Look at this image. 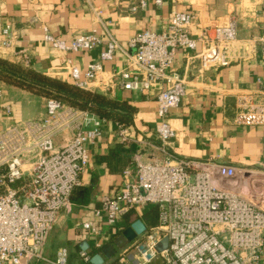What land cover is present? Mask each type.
<instances>
[{"label": "built area", "instance_id": "1", "mask_svg": "<svg viewBox=\"0 0 264 264\" xmlns=\"http://www.w3.org/2000/svg\"><path fill=\"white\" fill-rule=\"evenodd\" d=\"M155 4L160 6L161 0ZM145 5L146 1H141L139 6ZM194 22L193 14L174 11L162 32L146 29L134 35L128 41L133 50L128 64L111 74L119 88L141 94L163 84L156 98L157 115L162 121L157 130L158 150L163 158L143 162L141 155H136L135 172H124L129 180L115 195L101 197L96 214L105 216V226L116 237L128 228L120 226L126 214L139 208L158 209V225L146 227L104 264H153L157 257L161 264H264V209L219 183L231 181L243 171L210 160L178 159L172 153L174 133L166 118L179 106L186 88L184 79L171 73L177 49L195 50L201 45L197 57L203 69L225 66L224 52L238 37L236 23L231 21L213 25L194 38L190 31ZM10 30V26L3 30L6 45H10ZM45 40L65 51H90L102 43L95 31L68 41L50 35ZM256 41L264 57V35ZM118 49L120 45L111 38L103 60L112 59ZM102 70L101 63L91 64L85 78L96 79ZM73 76L77 78L78 73L73 71ZM236 108V124L264 126V102L241 94L236 96ZM46 112L44 120L24 121L0 132V264L43 259L52 227L62 210L71 209L73 191L80 186V176L89 165L88 146L102 136L106 121L54 99L47 100ZM5 113L11 117L9 107ZM67 130L70 137L64 135ZM119 131L122 141L127 142V129L122 126ZM57 135L61 136L59 145L55 142ZM250 174L256 175L264 187V158L258 170ZM82 227L93 239L94 251L81 252L82 259L90 264L91 257L113 244L114 239L103 238L104 230L96 223H84ZM164 237H168V247L159 253L156 245ZM129 250L135 252L134 256L128 255ZM68 255V249L61 247L51 263L68 264Z\"/></svg>", "mask_w": 264, "mask_h": 264}, {"label": "crops", "instance_id": "2", "mask_svg": "<svg viewBox=\"0 0 264 264\" xmlns=\"http://www.w3.org/2000/svg\"><path fill=\"white\" fill-rule=\"evenodd\" d=\"M146 1L144 7L139 6ZM0 0V56L20 63L47 76L103 94L111 99L127 102L135 108L132 124L127 129L128 141H122L117 121L106 119L102 136L90 144V162L80 176V186L72 194L70 210H62L54 223L43 248V259L28 264H52L57 250L68 249V264H89L82 257V243L91 247L92 236L83 224L96 223L104 230L103 238L115 239V232L105 226V216L96 214L101 197L115 195L129 178L126 169L134 172L136 155L143 162L161 159L157 115V95L164 88L158 83L147 93L126 91L115 85L111 74L128 64L133 53L128 41L149 29L160 33L172 12L191 13L195 22L191 35L200 37L213 25H228L235 21L238 37L224 52L225 66L203 69L195 50L178 48L171 73L184 79L185 94L179 106L170 110L166 121L174 133L172 153L178 159L226 163L242 170L228 182L219 181L264 209V187L255 172L264 158V126L238 125L236 96L253 95L257 103L264 102V57L256 39L264 35V0ZM137 6L135 11L132 7ZM94 9H97L96 12ZM10 26V45L3 34ZM95 31L102 43L93 50L65 51L56 49L45 40L46 35L68 41ZM212 32V30H211ZM113 38L120 45L112 59L103 60L108 41ZM101 63L102 74L88 80L89 65ZM73 71L78 77L73 76ZM81 85V84H80ZM47 98L0 81V132L14 124L47 117ZM11 109V117L5 113ZM71 136L69 130L64 131ZM61 136L55 142L61 143ZM152 207L132 211L130 220L122 218L121 227L130 226ZM144 223V221H143ZM145 224V223H144ZM94 251V250H93ZM91 264V263H90Z\"/></svg>", "mask_w": 264, "mask_h": 264}, {"label": "trees", "instance_id": "3", "mask_svg": "<svg viewBox=\"0 0 264 264\" xmlns=\"http://www.w3.org/2000/svg\"><path fill=\"white\" fill-rule=\"evenodd\" d=\"M0 81L47 99L57 100L67 107L90 111L100 118L117 121L122 126L132 124L131 115L135 112V108L127 102L111 99L77 84L47 76L33 68L6 60L1 56ZM131 215L130 212L124 218L129 221ZM142 219L147 229L156 227L158 225L157 207L146 211Z\"/></svg>", "mask_w": 264, "mask_h": 264}, {"label": "water", "instance_id": "4", "mask_svg": "<svg viewBox=\"0 0 264 264\" xmlns=\"http://www.w3.org/2000/svg\"><path fill=\"white\" fill-rule=\"evenodd\" d=\"M146 230V225L143 223L142 220L138 219L135 222H133L128 228L123 230L115 239L113 244H108L106 247H104L101 251V253L94 254L91 259V264H104L105 260H109L113 258L116 253L117 249H123L128 245V243L133 242L136 237L140 234H142ZM81 249L83 251H86L88 249V244L82 243ZM168 247V237H164L157 245L156 250L157 252H162ZM153 264H161L160 257H157Z\"/></svg>", "mask_w": 264, "mask_h": 264}, {"label": "rangeland", "instance_id": "5", "mask_svg": "<svg viewBox=\"0 0 264 264\" xmlns=\"http://www.w3.org/2000/svg\"><path fill=\"white\" fill-rule=\"evenodd\" d=\"M117 252H119V251H117ZM134 253H135V252H133V251L131 252V251L129 250L128 255H133V256H134ZM132 261H133V259H130V262H132Z\"/></svg>", "mask_w": 264, "mask_h": 264}]
</instances>
